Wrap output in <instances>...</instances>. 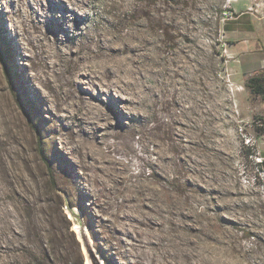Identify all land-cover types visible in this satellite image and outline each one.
Here are the masks:
<instances>
[{
    "label": "rangeland",
    "instance_id": "1",
    "mask_svg": "<svg viewBox=\"0 0 264 264\" xmlns=\"http://www.w3.org/2000/svg\"><path fill=\"white\" fill-rule=\"evenodd\" d=\"M235 1L91 0L79 31L45 17L47 55L61 61L45 74L33 1L0 0V46L11 57L8 76L0 56V264H84L67 201L106 264H264V165L245 136L262 148L264 125L254 123L264 99L227 52L223 18ZM102 34L152 44L136 60L98 58L92 39ZM55 37L90 62L75 72L54 55ZM102 60L120 72L66 95L70 77Z\"/></svg>",
    "mask_w": 264,
    "mask_h": 264
},
{
    "label": "bare ground",
    "instance_id": "2",
    "mask_svg": "<svg viewBox=\"0 0 264 264\" xmlns=\"http://www.w3.org/2000/svg\"><path fill=\"white\" fill-rule=\"evenodd\" d=\"M29 1V0H28ZM33 2H29V6H28V19H32L33 23H34V19L37 20V22H35L34 24V31L37 32V33H40L42 37H39V43H41L42 45V48L44 50V58H42V64L41 66L44 68V72L45 74L47 73L46 71H56V68L57 66H59V64L57 62H61V61H57L55 63H50L51 61L49 60V54L47 53V49L50 48L49 45L48 46V43L45 42V41H48V37L46 36V33H43L41 31V27H40V22L43 18L45 17H49L52 21L54 20H64L65 24L68 25V28H74V31H79L80 29V25L82 24L83 20L84 19H87L88 18V13L86 11V8H87V3H89L91 0H32ZM124 1V0H123ZM232 1V0H230ZM135 2V1H134ZM127 3V2H126ZM137 3V2H136ZM133 4V3H132ZM26 5V4H25ZM131 5V4H130ZM135 5V3H134ZM137 5V4H136ZM124 6V5H123ZM139 6V5H138ZM24 7V6H23ZM26 8V7H25ZM24 8V9H25ZM90 8V6H89ZM144 8V7H143ZM136 9V8H135ZM23 10V9H22ZM145 11V10H144ZM164 12V11H163ZM44 13L46 15H44ZM146 13H147V18H148V25L151 26L154 22L152 21L153 20V17L156 16V14L153 16L151 13V10H146ZM23 14V12H22ZM154 14V13H153ZM163 14V13H162ZM161 14V15H162ZM169 14V13H168ZM26 15V14H25ZM141 14H139L140 16ZM159 16V15H158ZM164 16V15H163ZM70 17L72 19V21L70 20ZM73 17V18H72ZM144 17V16H142ZM25 18V17H24ZM139 18V17H138ZM140 19V18H139ZM138 19V20H139ZM158 19V18H157ZM27 20V19H25ZM45 20V19H44ZM91 20V18H90ZM69 22H73L74 25L71 26L69 24ZM153 22V23H152ZM158 22V21H157ZM162 22V21H161ZM42 23V22H41ZM72 23V24H73ZM144 23V20L143 22ZM141 23V24H142ZM31 25V24H30ZM83 25V24H82ZM93 25V24H92ZM42 26V25H41ZM65 26V25H64ZM141 26V25H140ZM157 26V24H156ZM93 27V26H92ZM145 27V26H144ZM174 27V26H173ZM142 28V27H141ZM150 28V27H149ZM153 28V26H152ZM64 29V28H63ZM84 29V28H83ZM106 29V28H105ZM122 29V28H121ZM140 29V28H139ZM32 30V29H31ZM30 30V31H31ZM103 30V29H102ZM26 31V30H25ZM81 31V30H80ZM83 32V31H82ZM100 32V31H99ZM117 32V31H116ZM137 32V31H136ZM81 33V32H80ZM79 33V34H80ZM93 33V32H92ZM125 33V32H124ZM128 33V32H127ZM116 34V33H115ZM119 34V33H118ZM123 34V33H122ZM131 34V32H130ZM49 35V34H48ZM94 35V34H93ZM132 35V34H131ZM130 35V36H131ZM143 35V34H142ZM38 36V35H37ZM55 36V35H54ZM59 36V35H58ZM57 36V37H58ZM83 36V35H82ZM113 36V35H111ZM134 36V35H133ZM138 36V35H137ZM57 37L54 38L53 43L55 44H59V46L55 49V53L54 55L58 58H61V59H66L68 61H73L75 64H76V67H75V72L77 70V66L78 64L83 61L87 62L89 61V58L87 56H82L81 51L82 49L81 48H77L74 49L73 47L72 48H68L67 50L60 47V45H63V42L62 40L58 39ZM80 37V36H79ZM110 37V36H109ZM127 37V36H126ZM53 38V37H52ZM81 38V37H80ZM119 39L121 38H125L123 37L122 35H119L118 36ZM132 38V37H131ZM33 39V38H32ZM37 39V38H36ZM135 39V38H134ZM145 39V37H144ZM154 39V38H153ZM50 40V39H49ZM66 40V39H65ZM84 40V39H83ZM88 40V39H86ZM123 40V39H122ZM141 40V39H140ZM72 41V40H71ZM75 41V40H74ZM77 41V40H76ZM154 41V40H153ZM38 42V41H37ZM79 42V40H78ZM77 42V43H78ZM93 42V43H92ZM92 44L96 45L98 47V51H94V52H91L90 54H93L95 53V56L96 57H106L110 55V57H113V59L115 58L118 59L120 57H123L122 59L123 60H126V62L128 60H136L137 58H142V55L145 54V50H146V47L150 44H152L150 41H137L136 43H128L125 44V45H121L120 42L119 44L117 42H113L111 39H108L105 37V35H99L97 38H94L92 39ZM124 42V41H123ZM51 43V42H50ZM49 43V44H50ZM85 43V42H84ZM33 44V43H32ZM67 44V43H66ZM69 44V43H68ZM73 45V44H72ZM84 45V44H83ZM91 45V44H90ZM37 46V45H36ZM40 46V44L38 45ZM75 46V45H74ZM83 47V46H82ZM32 48V46H31ZM35 48V47H34ZM39 49V47H37ZM53 48V47H52ZM89 49V47H87ZM97 50V49H95ZM26 51V50H25ZM42 53V52H41ZM51 53V52H49ZM88 53V52H87ZM48 54V55H47ZM127 54V56H125ZM148 54V53H147ZM51 55V54H50ZM53 55V54H52ZM81 55V56H80ZM88 55V54H87ZM146 55V54H145ZM152 55V54H151ZM38 56V55H37ZM52 57V56H51ZM107 57V58H108ZM55 58V57H53ZM52 58V59H53ZM92 58V56L90 57V59ZM107 58H103L104 60H107ZM51 59V60H52ZM109 59V58H108ZM121 59V58H120ZM104 60H102L98 65V69L96 71H93L92 69L89 70V72L85 73V74H82L79 73V76H77V78L75 77H70L69 80H68V84H67V87L68 89H66L65 93L66 95H68L69 97H74L76 94H78L80 92V86L82 85V83H88L87 81L91 82L93 81L94 79H98L101 77H105L107 76V73H109L110 75H112V73H115L117 71H119V66L120 64H116L114 65V68L113 69H108L109 72H106V64L104 63ZM119 60V59H118ZM56 61V60H55ZM65 61V60H64ZM113 61V60H111ZM110 61V62H111ZM121 61V60H120ZM54 62V61H53ZM90 62V61H89ZM117 62V61H116ZM133 62V61H132ZM122 63V62H121ZM82 64V63H81ZM85 64V63H84ZM83 64V65H84ZM94 64V63H93ZM127 64V63H126ZM125 64V65H126ZM131 64V63H130ZM129 64V65H130ZM74 65V64H73ZM80 65V64H79ZM108 65V64H107ZM110 65V64H109ZM88 66V64H87ZM90 66V65H89ZM94 66V65H93ZM61 67V66H60ZM79 67V66H78ZM81 67V66H80ZM111 67V66H110ZM40 68V67H39ZM87 68V67H86ZM134 68V67H133ZM41 69V68H40ZM59 69V68H58ZM81 69V68H80ZM85 69V68H84ZM129 69V68H127ZM126 69V72H129L128 70ZM131 69V68H130ZM107 70V71H108ZM59 71V70H58ZM73 71V70H72ZM79 71V70H78ZM84 71V70H83ZM120 72V71H119ZM132 72V71H131ZM135 72V71H134ZM56 74V73H55ZM75 74V73H74ZM130 74V73H129ZM138 74V73H137ZM51 75V74H50ZM53 75V74H52ZM60 75V74H59ZM71 75V74H70ZM76 75V74H75ZM143 75V74H142ZM141 75V76H142ZM46 77V75H45ZM52 77V76H51ZM54 77V76H53ZM57 77V76H56ZM101 80V79H100ZM52 81H56V80H52ZM102 82V81H101ZM53 83V82H51ZM58 83V82H57ZM56 83V84H57ZM44 85V84H43ZM84 85V84H83ZM103 87L106 86L105 83H103ZM49 86V85H48ZM57 86V85H56ZM59 86V85H58ZM62 86V85H61ZM43 87V86H42ZM65 87V86H64ZM107 87V86H106ZM65 90V89H64ZM63 90V91H64ZM54 92V91H53ZM82 92V91H81ZM80 95V94H79ZM82 96V95H80ZM101 96V95H100ZM65 97V96H64ZM83 97V96H82ZM81 97V103L84 104V101H83V98ZM73 99V98H72ZM76 99V98H75ZM74 99V100H75ZM74 100H73V103H74ZM78 101V99H76ZM75 100V101H76ZM68 101H72L71 99L68 100ZM67 101V102H68ZM79 102H80V99H79ZM70 103V102H69ZM72 103V102H71ZM75 104V103H74ZM80 104V103H79ZM78 104V105H79ZM70 106V105H69ZM75 106V105H74ZM77 106V105H76ZM85 125V124H83ZM86 131V129H85Z\"/></svg>",
    "mask_w": 264,
    "mask_h": 264
},
{
    "label": "crops",
    "instance_id": "3",
    "mask_svg": "<svg viewBox=\"0 0 264 264\" xmlns=\"http://www.w3.org/2000/svg\"><path fill=\"white\" fill-rule=\"evenodd\" d=\"M263 1H235L232 4L235 17L223 27V37L228 45L227 52L236 61L235 70L239 77L246 80L264 74ZM261 151L264 157V142Z\"/></svg>",
    "mask_w": 264,
    "mask_h": 264
},
{
    "label": "water",
    "instance_id": "4",
    "mask_svg": "<svg viewBox=\"0 0 264 264\" xmlns=\"http://www.w3.org/2000/svg\"><path fill=\"white\" fill-rule=\"evenodd\" d=\"M63 210L69 220L73 222V230L77 234V240L80 242L84 254V264H106L105 260L94 246L93 239L84 221L82 212L78 208L73 207L68 201L64 205Z\"/></svg>",
    "mask_w": 264,
    "mask_h": 264
},
{
    "label": "trees",
    "instance_id": "5",
    "mask_svg": "<svg viewBox=\"0 0 264 264\" xmlns=\"http://www.w3.org/2000/svg\"><path fill=\"white\" fill-rule=\"evenodd\" d=\"M0 56L3 59V64H4V70L6 72V74L8 76H10V67H9V62L11 61V57L9 52H7L2 46H0ZM248 88L251 90V92H254L255 94L261 96L264 99V74H259L257 76H254L252 78L248 79L247 82ZM23 109L25 108L22 105ZM30 117V116H28ZM30 123L32 124L33 128L35 129L36 126L33 122V120L31 118H29ZM37 135H38V143H39V153L41 155V158L43 159V161L45 162V164L47 165V168L49 170V175H50V179L51 181L54 180V174L52 171V167H51V163L49 158L46 157L45 155V151L43 148V138L42 135H40V132L35 129ZM40 264H54L52 259H50V257L48 258H44V262H41Z\"/></svg>",
    "mask_w": 264,
    "mask_h": 264
},
{
    "label": "built area",
    "instance_id": "6",
    "mask_svg": "<svg viewBox=\"0 0 264 264\" xmlns=\"http://www.w3.org/2000/svg\"><path fill=\"white\" fill-rule=\"evenodd\" d=\"M235 13L233 11H227L224 13V20L229 21L234 19ZM254 125L257 126H263L264 125V120L259 119L257 120ZM246 144L252 147V152H251V158L255 161L256 164L259 165H264V157L262 155V151L257 146V139L255 136L246 134Z\"/></svg>",
    "mask_w": 264,
    "mask_h": 264
}]
</instances>
